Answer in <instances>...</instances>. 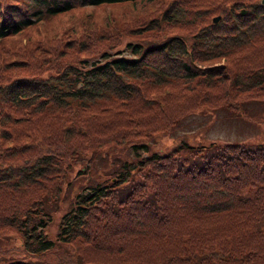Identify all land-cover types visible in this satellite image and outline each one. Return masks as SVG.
I'll return each instance as SVG.
<instances>
[{"label":"trees","instance_id":"1","mask_svg":"<svg viewBox=\"0 0 264 264\" xmlns=\"http://www.w3.org/2000/svg\"><path fill=\"white\" fill-rule=\"evenodd\" d=\"M125 1L136 0H0V38L74 8ZM154 12L143 25L168 20L185 31L117 46L128 28L104 29L111 44L76 59L69 49H87L100 35L81 30L84 41L74 45L77 34L51 45L58 64L46 74L36 72V57L4 52L16 57L0 61V196L27 193L57 170V113H85L113 96L139 106L133 121L147 137L198 105L239 110L264 98V1L166 0ZM21 52L29 60L31 48ZM20 67L28 71H8ZM39 134L50 136L42 146ZM148 141L131 140V156L74 194L54 236L43 230L48 213L22 217L32 198L0 204V232L13 227L24 238L0 264H264V142L173 138L161 150Z\"/></svg>","mask_w":264,"mask_h":264},{"label":"rangeland","instance_id":"2","mask_svg":"<svg viewBox=\"0 0 264 264\" xmlns=\"http://www.w3.org/2000/svg\"><path fill=\"white\" fill-rule=\"evenodd\" d=\"M163 1L166 0H136L74 8L68 13H60L50 19L49 17L41 19L37 24L15 35L0 38V54L12 48L20 53L17 52V58H23V61L31 62L36 57L37 61L39 59L37 69L35 68L36 72L41 71L46 74L56 70L55 66L58 64L56 57L51 54V45L80 34L74 45L78 44L85 40L84 33H80L81 30L85 32L96 30L100 35L97 41H91L94 44L87 49L75 50L79 46L75 45V48L72 46L69 53L70 56H76L73 57L76 59L90 56L94 50L111 44V40L107 37L111 33H103L104 29L115 31L116 28H128L126 33L116 38L114 43L117 46L127 39H141L144 42V40L160 38L171 32L183 33L185 29L180 27L181 24L170 23L168 20L166 23H161L160 29L148 28L142 24L148 15H154V10L158 9ZM27 48H31L28 54L29 60L21 52ZM15 57V54L8 52L0 58V61ZM218 62H222L220 58L212 63ZM17 70L28 71L25 67L16 70L9 68L8 71L16 73ZM0 81H2L1 78ZM109 98L110 100L102 99L91 104L90 108L85 109V113L71 116L68 112H60L53 116L51 129L58 123L59 135L62 137V143H56L57 148L54 145L50 146L53 148L50 152L55 160L53 163H57V167L54 164L52 166H55L57 170L50 168L46 176L34 180L27 193L24 190L17 192L14 196L1 195L0 204L9 203L11 200L22 203L32 198L25 203L26 209L22 217L27 215L32 222L41 217L42 212L48 213L50 218L45 222L43 230L50 236H54L60 217L67 210L74 194L82 186L100 181L106 175H110L118 168L125 154L131 156L132 151L129 149L131 140L142 141L145 138L149 140L152 147L161 150L172 146L173 138H180L195 145L207 143L210 140L245 141L253 144L264 142V98L242 101L239 104V110H233L224 105L216 108L198 105L197 108L178 115L165 132L157 135L156 131H153L147 137L144 132L139 131L141 133L139 134V126L133 121L138 114L139 106L129 110L126 101L118 103L113 96ZM119 122L122 124L118 125ZM36 136L42 137V141L37 142V145L41 146L50 139L47 134ZM22 140L23 138L20 141ZM24 151H28V148ZM0 152L3 153L2 146H0ZM22 240L24 241L23 235L15 228L3 229L0 232V260L17 256L16 245L22 244ZM49 256L50 253H47L43 259H38L47 261L46 258ZM52 256L53 254L51 258Z\"/></svg>","mask_w":264,"mask_h":264},{"label":"water","instance_id":"3","mask_svg":"<svg viewBox=\"0 0 264 264\" xmlns=\"http://www.w3.org/2000/svg\"><path fill=\"white\" fill-rule=\"evenodd\" d=\"M263 1H264V0H259V2H263ZM243 10H244V9L241 8L239 11H243ZM217 17H218V15L214 16L212 19H213V20H216Z\"/></svg>","mask_w":264,"mask_h":264}]
</instances>
